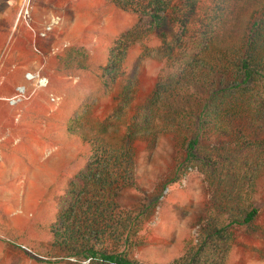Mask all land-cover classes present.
Here are the masks:
<instances>
[{"label":"trees","instance_id":"obj_1","mask_svg":"<svg viewBox=\"0 0 264 264\" xmlns=\"http://www.w3.org/2000/svg\"><path fill=\"white\" fill-rule=\"evenodd\" d=\"M110 1L134 15L148 31L160 30L165 64L172 71L166 72L155 90L133 109L116 141L77 133L89 148L83 166L68 180L57 200L49 247L62 251L73 262L88 264H224L232 240L227 228L248 227L258 213L252 205L243 207V201L253 190L252 177L264 166V157L260 156L264 154V141L259 143L242 130L248 128L247 120H258L264 115V0H213L204 8L198 0ZM164 23L174 28L171 37L161 30ZM125 53L121 34L109 47L98 74L102 87L110 89L115 84L122 73ZM192 69H204L192 87L204 89L209 95L167 103L172 113L163 115V127L171 124L177 130H157L159 98L172 85L181 86L182 78ZM132 87L130 78L119 94L116 112L128 105ZM234 113L240 114L238 121H234ZM248 114L252 119H248ZM248 122L251 127L253 123ZM234 124L239 126L233 129ZM67 129L76 134L74 127ZM207 130L227 136L230 141L219 150L212 147L207 151L201 146ZM161 133L172 134L182 147V169L198 166L217 178V185L222 177L227 180L222 190L228 203L217 219L200 226L196 240L186 243L179 255L154 263L129 256L135 246L132 237L141 211H123L117 202L122 183L131 179L132 143L143 139L154 145Z\"/></svg>","mask_w":264,"mask_h":264},{"label":"rangeland","instance_id":"obj_2","mask_svg":"<svg viewBox=\"0 0 264 264\" xmlns=\"http://www.w3.org/2000/svg\"><path fill=\"white\" fill-rule=\"evenodd\" d=\"M212 1L198 0V3L204 8L210 6ZM63 6L65 19L60 26L63 33L61 38L73 37V42L74 37L78 38L76 53L80 73L86 69L95 70L93 80L90 76L87 79L84 72L80 74L79 95L82 100L80 99L77 114L69 124V127H74L76 134H73L78 137V149L75 150L73 146L63 152V157L66 158L64 169L72 172V177L83 166L89 148L80 134L86 137L96 134L105 141H116L125 127L126 119L133 114V109L144 102L155 90L162 76L172 71V68L165 64L160 30L148 31L134 15L116 7L110 0H76ZM161 30L171 37L174 28L169 23H164ZM121 34H124L126 45L122 73L115 84L106 89L102 87L98 74L105 64L109 47ZM64 38L60 42L62 48ZM63 54L59 57L65 64L70 53ZM201 64L206 69V64ZM203 70L192 69L182 78L184 82L181 86L172 85L162 93L159 108L156 109L157 130L176 129L170 127L171 124L163 127V115L172 113L167 103L171 105L173 101L206 98L209 95V92L204 93V89L192 87L197 75ZM130 78L133 87L129 103L121 112H116L120 102L119 94ZM183 86H186L184 90L181 89ZM261 97L264 101V92ZM188 100L184 103L185 107L189 104ZM244 110L248 112L246 108ZM188 111L186 110V115ZM240 117V114L234 113V121H238ZM248 117L252 119L249 114ZM254 119L247 120L248 128L242 131H246L247 136L254 137L260 143L264 141V125L261 126L264 115L258 120ZM248 121L253 123L251 127ZM237 126L239 124H234L233 129ZM102 129L103 132L100 131ZM205 135L201 146L207 151H211L212 147L219 150L225 142L230 141L227 136L210 130ZM235 139L237 136L234 133ZM132 146L134 155L131 179L128 183H122L117 202L119 209L123 211H141L132 237L135 246L129 256L141 261L163 263L179 255L186 243L195 241L200 226L211 219H217L216 215L228 203L222 190L227 185V180L222 177L217 185L218 179L212 178L198 166L182 169L184 151L170 133L158 134L154 145L140 139L134 141ZM263 155L260 154L261 157ZM252 178L253 190L244 196L243 207L252 205L258 209V213L248 227L227 228L232 240L225 253L224 264H264V166ZM68 180L63 181V188ZM210 181H213L212 185ZM60 196L61 194L5 197L11 204L9 206L2 203L0 197V264H88L86 261L73 262L72 259L65 258L62 251L49 247L52 242L50 227Z\"/></svg>","mask_w":264,"mask_h":264},{"label":"crops","instance_id":"obj_3","mask_svg":"<svg viewBox=\"0 0 264 264\" xmlns=\"http://www.w3.org/2000/svg\"><path fill=\"white\" fill-rule=\"evenodd\" d=\"M71 1L0 0V197L8 206L9 196L60 195L71 178L63 152L77 150L78 137L67 127L82 100L80 74L95 78L94 68L80 73L78 38L60 43Z\"/></svg>","mask_w":264,"mask_h":264}]
</instances>
